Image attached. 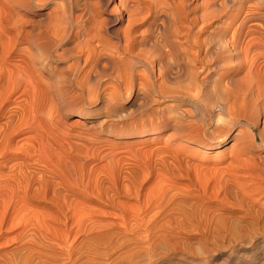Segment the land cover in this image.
Listing matches in <instances>:
<instances>
[{"label": "bare ground", "instance_id": "6f19581e", "mask_svg": "<svg viewBox=\"0 0 264 264\" xmlns=\"http://www.w3.org/2000/svg\"><path fill=\"white\" fill-rule=\"evenodd\" d=\"M197 1L0 0V245L23 244L0 264L34 253L102 264L75 242L104 223L126 238H172L174 255L155 250L151 264H264V26L252 33L262 0ZM132 90L130 123L117 108ZM78 102L75 125L92 126L96 103L111 110L98 123L128 142L73 140L59 123ZM167 130L175 142L159 143ZM227 196L251 200L244 215L213 206ZM106 208L109 223L97 218ZM199 234L212 246L197 240L196 258Z\"/></svg>", "mask_w": 264, "mask_h": 264}, {"label": "rangeland", "instance_id": "374dc122", "mask_svg": "<svg viewBox=\"0 0 264 264\" xmlns=\"http://www.w3.org/2000/svg\"><path fill=\"white\" fill-rule=\"evenodd\" d=\"M198 3H196V2H194L195 3V5L196 6H198V8H200V7H202L203 5H204V2H203V0H198L197 1ZM253 2H254V0H253ZM193 5L192 6H195L194 5V3L193 2H191ZM261 3V5H256V3H255V5L260 9L259 11L260 12H262L263 10H264V5H263V3H264V0H262V2H260ZM262 6V7H261ZM261 7V8H260ZM230 17H232L233 18V16H230ZM261 20V21H260ZM258 21V25L256 26V29H255V31L254 32H252L253 33V35L255 36L256 35V33H257V35H259L260 34V32H261V30L263 29V26H264V23H263V20L262 19H258L257 20ZM261 24H262V28H261ZM258 30V31H257ZM255 33V34H254ZM256 35V36H257ZM136 90H132L130 93H125L124 94V97L120 100V102H119V107L117 108L120 112H122L123 114H125V116H127V115H129V116H127L125 119V121H130V123H131V120L132 119H136V118H138L139 116H140V113H138L139 111H136L135 110V106L133 107V105H134V103H135V105H136V102L138 101L137 99V95H136ZM135 99V100H134ZM127 106V107H126ZM137 106V105H136ZM91 107L94 109V118L92 119V121H88V124H92V126H90V127H88L87 129L86 128H84V127H82L81 125L79 126V125H75V120H76V113H74L75 111H79L80 110V108H83V106H81L80 105V103L78 102L77 103V106H75V107H73V110H72V112H71V114H66V115H64L65 113H62V117H61V119H60V123H59V126L60 127H62V128H64V129H67L69 132H70V136H72L71 138H73V140H75V141H77V142H79V143H82V144H89V145H92V144H94V145H97V146H101V145H107L109 142H112V141H121V142H128V139H126V138H120V137H117V136H115V135H113V133H110V132H116V131H118V129L119 130H122V127H120L119 125V128L118 127H113V125L111 124V123H113V122H106L105 124H100V123H98V122H100L103 118H108L107 117V115H108V113L109 112H111V110L109 111L108 109H101V111L99 110H97L96 108H99L98 107V104H96V103H94V104H92L91 105ZM133 108V110L131 111V109ZM131 111V113H130V111ZM135 110V111H134ZM128 111H129V114H127L128 113ZM138 114H137V113ZM99 119H100V121H99ZM73 123H74V125H73ZM98 123V124H97ZM133 123V122H132ZM135 123H139V122H135ZM66 124V125H65ZM68 124V125H67ZM95 124V125H94ZM64 125V126H63ZM113 128V129H112ZM124 128H127V127H124ZM71 129V130H70ZM117 129V130H116ZM85 130H87V131H85ZM73 131V132H72ZM78 132H80V133H78ZM76 133V134H75ZM82 133V134H81ZM170 133V131L169 130H167V131H165L163 134H162V136H161V139L159 140V143H164L165 142V144L167 143V144H171L172 142H175L174 140H172V139H169L168 138V134ZM85 134V135H84ZM76 135V136H75ZM84 135V136H83ZM24 135H21L19 138H21V137H23ZM75 137V138H74ZM97 137V138H96ZM82 139V140H81ZM97 139H99V141L97 140ZM104 141H103V140ZM91 140V141H90ZM102 140V141H101ZM177 142V141H176ZM103 143V144H102ZM158 143V144H159ZM260 143V141H259V139H258V147H256L257 148V150H256V152H258V154L259 155H262V156H264V147H261V145L259 144ZM260 147V148H259ZM124 154H127L125 151L123 152V151H119L118 152V155L120 156V155H124ZM94 162H96V163H98V162H100V161H98V160H95ZM225 163H227V161L226 162H224V163H222V165L224 166V165H226ZM221 165V164H220ZM222 196H223V193L221 194ZM225 195V194H224ZM227 195V194H226ZM225 195V196H226ZM238 195H240V194H238ZM229 197V201H234L233 203L235 204V205H232L233 203H229L228 202V198ZM241 197V195L239 196V198ZM248 197V196H247ZM222 198V197H221ZM223 198H225V197H223ZM227 198H225V199H223V200H225V201H223L224 203H218V201H216V202H213L212 204H213V206H217V207H223V205L224 204H228L227 205V207H225L224 209L227 211V210H232L235 206V208H236V210H234V215H236V216H242V214L244 215V213L246 212V210L245 209H247L246 208V206L244 207V206H241V205H244V204H248V203H250L251 202V200L249 199V198H246V199H249V201H248V203H247V201H245V202H242V201H244V200H239L238 198H236V197H233L234 199H230V196H227ZM226 199H227V201H226ZM237 199V200H236ZM241 199V198H240ZM237 201V203L239 204V205H236L237 203H236V201ZM242 204H241V203ZM217 204V205H216ZM231 207H230V206ZM249 205V204H248ZM248 205H247V207H248ZM262 207H264V204H262L261 205ZM107 209V212H105L106 210L104 209V213H103V211H100L101 213H99V216L97 217V218H100V220H102L101 222H104V220L106 219V220H109V221H106L105 220V222H107V223H109V222H112V217H111V215H110V213H109V211H110V209L109 208H106ZM108 209H109V211H108ZM174 210V209H173ZM175 211V210H174ZM245 211V212H244ZM172 213H170V212H167V214L165 213V214H163V215H167V216H170V214H173V211H171ZM242 213V214H241ZM108 214V215H107ZM238 214V215H237ZM110 215V216H109ZM163 215H161V216H163ZM160 216V218H162ZM102 218V219H101ZM163 218H164V216H163ZM165 218H166V216H165ZM111 219V220H110ZM101 224V223H100ZM98 226H100V227H102L103 225H98ZM98 226H97V228H98ZM104 226H106L105 227V229L109 226V225H107L106 223H104ZM104 226H103V228H104ZM112 226V227H111ZM118 225H115V226H113V225H110V227L112 228H107V230H101V229H97L96 228V234L95 235H82L81 237H79L77 240H76V242H75V245H76V243H77V249H76V253L78 254L79 252H80V254L82 253L83 254V257L82 258H85V256L87 257V255L89 254V252H88V250H89V248L90 247H93L96 251L98 250V252H99V250L101 251V255L99 254V253H97L96 254V256H97V259H99V261H101V263L102 264H104V263H106V264H133L134 263V261L136 260V261H139L138 263L139 264H151L150 263V256L153 254V252H156L157 250H158V252H156L157 253V256H158V254H159V256H160V258L161 257H164L163 256V253H164V255H168V257H171V256H173L174 255V250L173 249H171V247H170V244L169 243H171L172 242V238H164V241H163V238H157V237H150L149 239L147 238H145V239H143V240H141V239H138V237H136V239H138V243L139 244H142V243H144L145 244V242L148 244V245H144V244H142V245H144L145 247L144 248H142L143 246L142 245H140L141 246V248L142 249H140V246H136L135 245V247H134V245L133 244H136L137 243V240L135 239V238H133L132 236H128L129 237V239H128V237L126 238V236L124 235V237H123V234H118L116 231H115V229H117V228H119L120 226H118ZM102 228V229H103ZM115 228V229H114ZM109 229V230H108ZM101 230V231H100ZM112 230H114V232L116 233H114V232H112ZM106 232V233H105ZM13 233H11L10 235L11 236H13L12 235ZM9 235V237H11ZM84 236V237H83ZM111 236V237H110ZM90 239H89V238ZM120 237H122L123 239H121ZM111 238V239H110ZM115 238V239H114ZM124 238H126V239H124ZM155 239V241L153 240V239ZM83 239V240H82ZM88 239V240H87ZM101 239V240H100ZM113 239V240H112ZM120 239V240H119ZM128 239V240H127ZM132 239V241H130ZM158 239H160V240H158ZM162 239V240H161ZM86 240V241H85ZM110 240L112 241V242H110ZM166 240V241H165ZM168 240V241H167ZM193 240H194V242H193ZM197 240H202L201 242L199 241L198 242V244L196 243L197 242ZM4 240L2 239L1 241H0V243H2ZM82 241V243H83V245H80L81 242ZM84 241V242H83ZM99 241V242H98ZM125 241V242H124ZM133 241H134V243H133ZM136 241V242H135ZM143 241V242H142ZM145 241V242H144ZM154 242V246L156 247H154L155 249L153 250V242ZM162 241L163 243H160V242ZM173 241H174V239H173ZM190 242H192L191 243V245L193 244V245H197V246H199V243H201L200 245L201 246H203L204 244V246H203V248L201 247V246H199L198 247V249L196 250V248H192V247H195V246H190V248H192V249H195V251H197V255L195 254H193L196 258H199L200 256H201V254L203 253V251L201 252V248H202V250H206L207 248H210L211 246H212V243H210V242H207L205 239L203 240V238H201L200 237V234L199 235H194V236H191V239L189 240ZM203 241H205V242H203ZM229 242H230V240H228ZM228 241L226 240V242L228 243ZM12 243L10 244V243H6V244H2L3 246H1L0 245V257H2L3 259H0L1 261L2 260H4L5 258H6V256H8L9 254L11 255V253H12V251L14 252L16 249H21L22 248V245L23 244H21L20 245V243H16V242H14V241H11ZM14 242V243H13ZM79 242V243H78ZM87 242V243H86ZM97 244H96V243ZM122 242V245L120 244ZM155 242H157V243H155ZM166 242H168V243H166ZM86 243V244H85ZM88 243H90L89 245H88ZM119 243V244H118ZM127 243V244H126ZM151 243H152V245H151ZM165 243V244H164ZM173 243V242H172ZM171 243V244H172ZM194 243H196V244H194ZM204 243V244H203ZM91 244H93L92 246H90ZM103 244V245H102ZM110 244V245H109ZM114 244H116V245H114ZM129 244V245H128ZM131 244V245H130ZM169 244V245H168ZM5 245V246H4ZM17 245V248L16 247H13V246H16ZM78 245L80 246V247H78ZM133 245V246H132ZM151 245V246H150ZM167 245H168V247H167ZM12 246V247H11ZM18 246H19V248H18ZM104 246V247H103ZM116 246V247H115ZM121 246V249L119 248ZM128 248H127V247ZM132 246V249L130 250L129 249V247H131ZM147 246V247H146ZM148 246H149V248L151 249H149L148 248ZM165 246V247H164ZM209 246V247H208ZM98 249H97V248ZM125 247L127 248V250H125V251H123V249H125ZM138 247H139V254L137 253L138 251ZM161 247V248H160ZM162 247H163V249H162ZM2 248V249H1ZM14 248V249H13ZM58 250H60L61 249V247H59L58 248V246L56 247ZM79 248H81V249H79ZM100 248H102V249H100ZM114 248V249H113ZM115 248H116V250H115ZM133 248H136L135 249V251L133 250ZM148 250V251H146V249ZM158 248V249H157ZM165 248V249H164ZM204 248H206V249H204ZM56 249V251L55 252H57L58 250ZM79 249V250H78ZM88 249V250H87ZM104 249H108L107 251L106 250H104ZM114 251H112V250ZM129 249V250H128ZM162 249V250H161ZM7 250V251H6ZM12 250V251H11ZM83 250V251H82ZM85 250H87V253L85 254ZM143 252H142V251ZM156 250V251H155ZM165 252H164V251ZM79 251V252H78ZM102 251H104L105 252V254L107 255V258H106V255L104 254V252H102ZM109 251L112 253V255H109V254H111V253H109ZM130 251H133V252H135V253H133V252H130ZM141 251V252H140ZM146 251V252H145ZM166 251H167V253L169 252V254H171L170 256H169V254H166ZM194 251V250H193ZM194 251V252H195ZM200 251V252H199ZM5 252V253H4ZM6 252H8L9 254H6ZM107 252V253H106ZM116 252V253H115ZM121 252V255L119 254ZM125 252V253H124ZM160 252V253H159ZM201 253V254H199V253ZM103 253V254H102ZM127 253H129V256H128V254ZM156 253H155V255H156ZM118 254H119V256H118ZM127 254V255H126ZM130 254H132V255H130ZM133 254H138V256H139V259H138V257H136V255H133ZM145 254H149L148 255V257L149 258H145ZM160 254H162V256L160 255ZM39 255H41V256H39ZM38 256L36 255V253H34L33 254V256H32V254L30 255V258L29 259H31L30 260V262L28 263V264H33L34 262H36L37 264H41L43 261L45 262H43L44 264H52L54 261L56 262L57 260L56 259H54L53 257H46V255H43V254H39ZM85 255V256H84ZM100 255V257L98 258V256ZM104 255V257H102ZM154 255V254H153ZM152 255V256H153ZM36 256V257H35ZM115 257V259H114V257ZM121 256L123 257V258H121ZM127 256V257H126ZM135 256V257H134ZM141 256V257H140ZM143 256V257H142ZM147 256V255H146ZM157 256H155V257H157ZM38 257V258H37ZM108 257H110V258H113V261H111V259H109ZM117 257H120V258H118V259H116ZM154 257V256H153ZM165 257H167V256H165ZM48 258H51V259H48ZM101 258H104L105 259V261L107 260H110V261H108V262H104V260H102ZM127 258H133V263H131L132 261V259H130V262H129V259H127ZM141 258V259H140ZM143 258H145V261H144V259ZM159 258V257H158ZM36 259V260H35ZM38 259V260H37ZM40 259H43V260H40ZM53 259H54V261H53ZM125 259V260H124ZM128 261H127V260ZM138 259V260H137ZM154 259H156V258H154ZM33 260V261H32ZM48 260V261H47ZM51 260V261H50ZM121 260H122V262H121ZM146 260H147V262H146ZM149 260V261H148ZM38 261H40V262H38ZM53 261V262H52ZM98 261V262H99ZM126 261V262H125ZM142 261V262H141ZM144 261V262H143ZM52 262V263H51ZM58 262V261H57ZM57 262L55 263V264H57ZM125 262V263H124ZM129 262V263H128ZM36 263H34V264H36ZM42 263V264H43ZM137 262L135 263V264H138ZM22 264V263H21ZM54 264V263H53ZM100 264V263H99Z\"/></svg>", "mask_w": 264, "mask_h": 264}]
</instances>
